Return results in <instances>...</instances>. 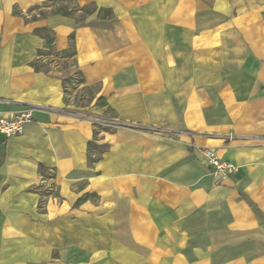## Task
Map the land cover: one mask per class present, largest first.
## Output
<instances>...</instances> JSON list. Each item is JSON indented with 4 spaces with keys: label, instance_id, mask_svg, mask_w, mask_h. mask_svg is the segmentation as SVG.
I'll use <instances>...</instances> for the list:
<instances>
[{
    "label": "crops",
    "instance_id": "crops-1",
    "mask_svg": "<svg viewBox=\"0 0 264 264\" xmlns=\"http://www.w3.org/2000/svg\"><path fill=\"white\" fill-rule=\"evenodd\" d=\"M46 1L0 0V115L32 109L0 134V264H264V0ZM38 28L74 36L67 65L35 70ZM204 148L237 168L219 186Z\"/></svg>",
    "mask_w": 264,
    "mask_h": 264
},
{
    "label": "built area",
    "instance_id": "built-area-1",
    "mask_svg": "<svg viewBox=\"0 0 264 264\" xmlns=\"http://www.w3.org/2000/svg\"><path fill=\"white\" fill-rule=\"evenodd\" d=\"M78 117H85L84 114H77ZM32 119V109H24L10 116L0 115V134L5 138L18 137L23 134L24 126ZM100 125L111 129L119 127H127L128 123L118 121L116 119L95 120ZM204 163L209 168L210 176L213 178L215 186L221 185L230 176L237 172V168L229 163L222 161L216 151L210 148L203 149Z\"/></svg>",
    "mask_w": 264,
    "mask_h": 264
},
{
    "label": "rangeland",
    "instance_id": "rangeland-1",
    "mask_svg": "<svg viewBox=\"0 0 264 264\" xmlns=\"http://www.w3.org/2000/svg\"><path fill=\"white\" fill-rule=\"evenodd\" d=\"M43 6L50 7L51 9L49 11H43L45 13H51L55 12L59 9L65 10L71 15H75L78 17H84L85 13L81 12L78 13L74 0H49L43 3ZM36 12H42L38 9H35ZM42 12V13H43ZM44 54L48 53V51H44ZM67 60H61L58 55L53 54L51 57H46L44 59H41L39 62L36 63V65L39 68H50V67H62L64 65H67ZM66 92H65V103L70 108H77V109H86V105H89L91 102V98L95 92V88L91 89L90 92L83 86V84L79 83V79H74L71 82L67 83L65 85ZM90 101V102H89ZM83 107V108H80ZM102 126V125H101Z\"/></svg>",
    "mask_w": 264,
    "mask_h": 264
},
{
    "label": "trees",
    "instance_id": "trees-1",
    "mask_svg": "<svg viewBox=\"0 0 264 264\" xmlns=\"http://www.w3.org/2000/svg\"><path fill=\"white\" fill-rule=\"evenodd\" d=\"M77 10L85 13V15L92 14V13L98 11V13L101 14L102 17H108V18L112 17V13H111L110 10L97 9V7L95 5H93V4L89 5V6H84V7H81V8L78 7ZM52 13L53 14H59V15H62V16H71V13H69V12H67L65 10H61V9H59V10H57L55 12H52ZM83 25H84V19L77 18L76 19V27H81ZM34 32L36 34H38V35H41V37L44 39V42H45L44 48L50 54H55V55H58V56H60L62 58H73L75 56V49H74V46H73V40H74V36L73 35H70V37H69V41H70L69 48L64 50V51H62V52H56L53 49V36L51 35L49 29H47V28H38V29H35ZM35 70L39 71L40 68L37 65H35ZM74 79H79V83L83 84L82 75H81L80 72H77L74 77H70V78H66V79L62 80V85H63L64 92H66L65 85L67 83L71 82ZM85 88L88 90V92H90L91 89H93V88H95V91H97V87H94V86L93 87H85ZM93 96H92V98H93ZM92 98L90 100H92ZM96 105L99 106V107H106L107 106L105 99L103 97H101V96L97 97ZM87 106L88 105H86V107ZM107 112L112 113V110L107 108ZM94 124H96V123H94ZM94 127L96 128L97 126L95 125ZM97 128H99L102 131H111V128L103 126V125L100 126V127H97ZM40 168L42 169V167H40ZM82 201H83L82 198L79 199V203L82 202Z\"/></svg>",
    "mask_w": 264,
    "mask_h": 264
}]
</instances>
